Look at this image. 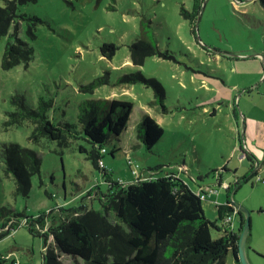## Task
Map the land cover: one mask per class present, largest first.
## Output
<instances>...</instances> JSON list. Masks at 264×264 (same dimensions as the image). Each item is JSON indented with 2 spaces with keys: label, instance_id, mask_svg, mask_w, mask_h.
Returning <instances> with one entry per match:
<instances>
[{
  "label": "rangeland",
  "instance_id": "1",
  "mask_svg": "<svg viewBox=\"0 0 264 264\" xmlns=\"http://www.w3.org/2000/svg\"><path fill=\"white\" fill-rule=\"evenodd\" d=\"M181 6L191 11L193 0H36L19 6L18 13L35 15L40 21L34 39L26 34V21L19 27L18 35L33 47L27 65L1 68L8 35L0 37V149L10 142L30 147L41 165L39 175L31 179L29 194L21 196L14 193L15 178L5 171L0 158V208L18 213L9 220L0 217L3 264L11 259L15 264H41L43 238L27 228L31 225L37 233L47 232L36 221L38 214L81 203L99 208L97 199L90 198L94 193L89 197L86 192L94 185L103 192L107 189L100 170L79 152V143L88 145L84 141L71 140L65 148L46 137L34 143L28 140L34 127L31 122L5 124L13 110L10 97L15 94L31 107L37 105L39 96L51 100L50 118L76 124L80 100L131 101L120 141L112 138L104 144L107 152L102 162L112 177L129 183L138 176L174 173L192 189L200 185L208 193L213 185L216 191L210 190L202 200L210 219L217 215L216 204L226 200V187L239 186L231 201L250 213L246 257L250 264H264V9L259 0H202L192 33ZM144 17L156 31L158 47L169 50L174 59L151 56L142 65L132 61L128 44L136 38ZM108 41L118 45L110 59L99 51V45ZM105 70L110 72L109 84L92 93L79 90ZM136 70L160 80L170 112L162 113L159 105L150 103L149 86L115 83L118 76ZM143 113L153 116L164 129L151 149L135 135ZM256 169L249 180L234 184ZM220 173L223 181L218 184ZM199 175L202 182L196 180ZM234 218L233 225H238ZM16 221L18 226L12 230ZM47 241L52 244L51 235ZM62 264H69L68 259L63 257ZM227 264H235L231 255Z\"/></svg>",
  "mask_w": 264,
  "mask_h": 264
},
{
  "label": "trees",
  "instance_id": "2",
  "mask_svg": "<svg viewBox=\"0 0 264 264\" xmlns=\"http://www.w3.org/2000/svg\"><path fill=\"white\" fill-rule=\"evenodd\" d=\"M34 1L3 0L0 4V37L8 35L1 57L2 69H10L20 63L27 65L33 58V47L18 32L21 21H26V34L34 39V29L40 19L35 15L18 13V8ZM201 1L193 0L191 11L180 7V13L189 21L192 33H195ZM259 3L264 9V0H259ZM117 48L118 45L111 41L99 45L100 54L108 59L114 56ZM128 51L136 65H142L151 56L174 59L169 50L158 47L156 31L145 17L140 20L136 38L128 44ZM109 74L105 70L103 75L80 85L79 90L92 93L99 86L109 84ZM115 83L149 86L153 94L150 103L159 105L162 113L170 112L164 104V85L156 77H147L136 70L118 76ZM37 101V105L31 107L23 96L12 95L10 103L13 110L8 112L5 124L31 122L34 127L28 140L34 143L40 137H46L60 148H65L71 140L84 141L88 145L79 143V152L86 154L107 184L104 192L98 185L86 192L89 197L91 192L94 193V197L90 198L97 199L99 208L81 203L69 208L49 209L36 218L40 228L47 227L46 233H37L31 225L27 227L30 234L43 238L41 264H62L63 257L68 259L69 264H227L229 255L235 264H240L238 238L244 218L229 199L232 185L226 187L227 198L216 204L217 215L210 219L202 206V200L210 194L200 185L192 189L174 173L155 178L138 176L135 181L124 183L113 178L103 165L102 155L107 152L104 144L112 138L120 141L129 120L131 101L118 98L80 100L77 104V124L54 121L47 113L52 106L51 100L45 101L39 96ZM135 129L137 139L146 149H151L164 133L163 127L148 113L141 115ZM110 153L113 155L114 150ZM0 158L6 164L5 171L15 178L14 193L27 196L32 177L40 172L41 160L37 152L10 142L0 149ZM257 170L236 179L234 184L239 180H249L257 174ZM202 178L199 175L196 180L202 182ZM217 178V183L221 184V173ZM212 186L209 185V188ZM17 214L5 207L0 208L1 220L4 217L12 219ZM21 214L26 218L32 217ZM234 217L240 219L236 226L232 222ZM17 226L18 221L11 224V229ZM213 230L218 232L216 236H213ZM49 235L52 236V244L47 241ZM14 261L11 259L9 264H15ZM0 264H3L2 260Z\"/></svg>",
  "mask_w": 264,
  "mask_h": 264
},
{
  "label": "water",
  "instance_id": "3",
  "mask_svg": "<svg viewBox=\"0 0 264 264\" xmlns=\"http://www.w3.org/2000/svg\"><path fill=\"white\" fill-rule=\"evenodd\" d=\"M236 187H233L231 192H230V196L229 199L231 201V197L232 194L234 192ZM232 204L241 212V214L243 215V224L241 227V231L239 234V238H238V260L240 264H250V262L248 261L247 257H246V253H245V243H246V239L248 237V234L250 232V228H251V223H250V213L249 211L244 208L243 206L232 202ZM240 220V219H238Z\"/></svg>",
  "mask_w": 264,
  "mask_h": 264
},
{
  "label": "built area",
  "instance_id": "4",
  "mask_svg": "<svg viewBox=\"0 0 264 264\" xmlns=\"http://www.w3.org/2000/svg\"><path fill=\"white\" fill-rule=\"evenodd\" d=\"M210 190H211V192L216 191V189L213 188V186H212V188H210ZM210 190L208 189V193H209V194H211V193H210ZM201 196H202L203 198L205 197L204 195H202V193H201Z\"/></svg>",
  "mask_w": 264,
  "mask_h": 264
},
{
  "label": "crops",
  "instance_id": "5",
  "mask_svg": "<svg viewBox=\"0 0 264 264\" xmlns=\"http://www.w3.org/2000/svg\"><path fill=\"white\" fill-rule=\"evenodd\" d=\"M158 122V121H157ZM159 123V122H158ZM160 124V123H159Z\"/></svg>",
  "mask_w": 264,
  "mask_h": 264
}]
</instances>
